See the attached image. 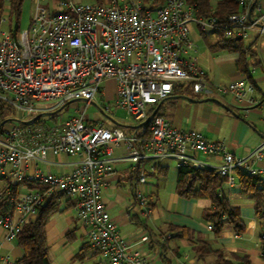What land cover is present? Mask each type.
I'll list each match as a JSON object with an SVG mask.
<instances>
[{"label": "built area", "instance_id": "built-area-1", "mask_svg": "<svg viewBox=\"0 0 264 264\" xmlns=\"http://www.w3.org/2000/svg\"><path fill=\"white\" fill-rule=\"evenodd\" d=\"M236 1L241 10L228 15L221 26L223 37L244 38L251 31L264 36V0ZM57 7L48 8L37 0L26 28L15 36L1 33L0 99L18 118L39 111V104L50 101H54L51 109L56 110L73 100H82L84 107L100 93L106 79L115 83V103L139 123L173 92L178 81L187 82L195 93L207 91L209 82L198 65L188 24L193 21L201 30L210 29L212 33L220 26L214 17L195 16L185 0H165L156 7L144 6L140 0H68L58 2ZM215 89L240 101L252 86L234 81ZM258 103L264 110V98ZM34 121H20L22 125L12 124L0 133V174L9 179L0 197L10 195L9 201L18 212L17 217L13 212L0 214V228L7 241L16 239L22 224L37 212L44 199L59 195L73 199L72 209L88 245L108 264H151L119 236L102 200L101 192L108 185L115 161L129 163L137 171L138 184L147 182L155 164L165 163L176 168L211 169L228 185L235 183L238 172L264 179V139L247 155L236 156L226 143L206 139L194 129L176 128L158 111L146 124L145 135L146 125L139 126L143 127L141 132L133 127L132 133H125L117 126L87 123L82 113L60 128ZM119 147L125 153L116 158L113 150ZM48 153L77 159L67 172L35 170L24 175L27 163L47 162ZM199 154L218 156L219 163L207 164ZM25 179L38 181L42 187L25 190L14 199L12 187ZM135 196L144 213H149L147 196L140 189ZM148 238L143 234L139 241Z\"/></svg>", "mask_w": 264, "mask_h": 264}, {"label": "crops", "instance_id": "crops-1", "mask_svg": "<svg viewBox=\"0 0 264 264\" xmlns=\"http://www.w3.org/2000/svg\"><path fill=\"white\" fill-rule=\"evenodd\" d=\"M191 25L197 27L198 35L204 41V47L200 49L191 38ZM188 26L189 38L196 45L198 65L205 71L209 87L205 92L195 93L191 88L187 91L182 85L176 84L173 92L154 109L174 127L194 129L206 139L226 143L234 155L245 156L264 139V110L258 103L264 98V36L251 31L248 36L241 38L244 56L242 65L238 68V51L210 49L209 45L216 41L218 32L201 30L193 21ZM234 81H244L252 86V91L240 101L215 89ZM101 85L98 96L103 97V101L111 100L115 89L114 81L106 79ZM4 125L5 123L3 128L10 127ZM124 153L123 147L113 150L116 158ZM198 157L207 164L219 163L218 156L199 154ZM45 158L47 162L27 163L24 175H31L35 170L54 174L67 172L71 163L77 159L76 156L63 153H48ZM160 165L166 168L164 175L148 176L147 182L138 184L129 163L115 161L108 185L101 192L119 236L131 243L132 249L139 250L151 264H212L213 255L200 259L195 256L194 249L187 240L189 236L193 240H207L213 249L222 251L234 264L237 263L236 257L244 255L251 264H264L259 248L260 220L255 216L253 200L241 192L237 179L233 185L224 182L221 191L230 204L238 209L243 231L236 234L228 224H224L219 236H214L209 222L201 215L202 209L209 206V200L179 196L176 190L177 168L171 163ZM8 183L9 179L0 174V193ZM28 183L41 186L38 181L25 179L15 184L17 196L30 189ZM137 189L151 200L152 208L149 213H144L137 203ZM52 197H55L53 201L56 208L49 214L44 227L48 263L108 264L99 251L88 245L84 230L72 209L73 199L59 195ZM8 202L10 203L9 200ZM13 210L14 207L11 213L17 217L18 212ZM36 216L37 213H34L29 218ZM178 229H182V232ZM143 234H148L149 238L139 241ZM3 235L0 228V264L7 260L11 264H18L22 256L21 248L16 240L7 241Z\"/></svg>", "mask_w": 264, "mask_h": 264}, {"label": "trees", "instance_id": "trees-1", "mask_svg": "<svg viewBox=\"0 0 264 264\" xmlns=\"http://www.w3.org/2000/svg\"><path fill=\"white\" fill-rule=\"evenodd\" d=\"M53 2H62L68 0H52ZM165 0H140L144 6L156 7L161 5ZM194 9L197 17L216 19V23L220 26L217 39L210 44V49H225L229 51H238L239 57L236 60V66L242 65L244 52L241 38L229 37L224 38L221 26L226 23L228 15L240 11V7L236 0H216L212 3L210 0H185ZM8 4L7 21L14 19L12 26L8 32L15 36L20 31L18 19L22 0H0V16L4 11V4ZM100 3V2H97ZM10 24V23H9ZM15 111L5 101L0 99V132L5 122L14 120ZM35 120L34 123L39 121ZM143 134L148 133V125L144 127ZM166 168L160 164L153 166L148 176L164 175ZM137 171H133L136 174ZM237 182L243 194L250 196L253 200V209L255 216L260 220V237L259 248L260 258L264 261V179L258 175H246L243 173L236 174ZM225 182V178L217 174L211 169H198L191 166H181L177 168V194L185 198H204L209 200V206L202 209V217L209 222L210 229L214 236H219L224 224H228L236 234H241L243 224L240 220L239 212L233 207L228 198L222 193L221 187ZM27 183V182H25ZM30 189L40 188V185L27 184ZM17 188L13 186L11 195L16 197ZM10 195H2L0 197V214H11L14 207L13 202H8ZM55 197H48L37 207V216L33 219H27L21 226L16 236V242L22 250V256L18 260V264H49L47 259V249L44 241V227L48 216L55 210ZM151 200L148 199L147 205L151 207ZM182 232V229H178ZM187 240L194 249L195 256L200 259L206 255H213L212 264H234L232 259L226 257L220 250L212 248L211 244L205 239H191L187 236ZM236 264H251L246 255L236 257Z\"/></svg>", "mask_w": 264, "mask_h": 264}, {"label": "rangeland", "instance_id": "rangeland-1", "mask_svg": "<svg viewBox=\"0 0 264 264\" xmlns=\"http://www.w3.org/2000/svg\"><path fill=\"white\" fill-rule=\"evenodd\" d=\"M75 2L80 3H89V2H103L105 0H73ZM212 3L215 0H210ZM37 0H22L20 15L18 19L19 29H24L28 26L36 5ZM41 5L46 6L51 9L57 10L58 3L53 2L52 0H40ZM3 14L0 16V37L1 33H7L10 26L14 22V19L7 21L8 14V4H4ZM3 17V20L1 19ZM10 23V24H9ZM195 26V25H194ZM191 25L192 33L191 38L197 43L199 49L204 47V41L198 35L196 28ZM177 84L183 86V88L187 91L190 89V85L184 81H178ZM102 86V85H101ZM103 97H99L97 94L94 99L83 107L84 102L82 100H73L66 103L59 110L51 109L53 107L54 101L41 103L38 106L39 111L25 114L22 119L18 118L16 113L14 115V120L12 122H5L4 126H11L12 124L22 125V122L28 123L31 121L36 115L41 114L40 121L46 123L49 126H56L58 128L61 127L67 120L78 117L82 113L83 121L94 124L100 123L105 128H112L114 126L120 127L125 133H132L134 131V126H136L139 122L134 120L127 112L117 105L112 98L111 100L103 101ZM107 106L106 111H102L101 108ZM54 113H48L47 111H54ZM17 120V121H16ZM143 127H139L136 132H141ZM172 164V163H171ZM173 165V164H172Z\"/></svg>", "mask_w": 264, "mask_h": 264}, {"label": "water", "instance_id": "water-1", "mask_svg": "<svg viewBox=\"0 0 264 264\" xmlns=\"http://www.w3.org/2000/svg\"><path fill=\"white\" fill-rule=\"evenodd\" d=\"M253 5V4H252ZM252 5L250 6V8H249V12L248 13H250V10H251V8H252ZM157 111V109H154L151 113H150V115L143 121V122H141V123H139L138 125H136V126H134V128H137V127H139V126H143V125H146V124H148V122H149V120H150V118L154 115V113ZM41 115H37L36 117H34L31 121H29L28 123H32L35 119H37V118H39Z\"/></svg>", "mask_w": 264, "mask_h": 264}]
</instances>
